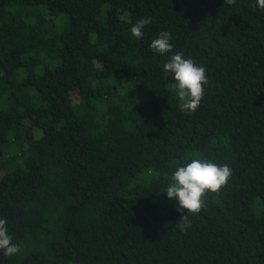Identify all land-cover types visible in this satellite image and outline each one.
I'll return each instance as SVG.
<instances>
[{"label":"trees","instance_id":"16d2710c","mask_svg":"<svg viewBox=\"0 0 264 264\" xmlns=\"http://www.w3.org/2000/svg\"><path fill=\"white\" fill-rule=\"evenodd\" d=\"M177 52L207 70L194 112ZM194 158L232 169L198 215L164 192ZM0 219L20 248L0 264H264V9L0 0Z\"/></svg>","mask_w":264,"mask_h":264},{"label":"clouds","instance_id":"9594fccd","mask_svg":"<svg viewBox=\"0 0 264 264\" xmlns=\"http://www.w3.org/2000/svg\"><path fill=\"white\" fill-rule=\"evenodd\" d=\"M224 3L233 5L236 0H224ZM256 6L264 9V0H256ZM150 17L140 18L130 28L131 35L136 39L143 37V29L151 23ZM171 35L160 32L158 38L150 43V48L157 53L167 54L172 50ZM165 73L172 74L178 99L183 101L182 109L194 112L200 105L204 95V86L208 84L207 70L197 65L192 58H184L182 52L169 57L164 64ZM232 177L229 165H219L206 159L194 158L185 166H180L172 173L170 183L164 190L167 198L177 201V211L198 215L205 208V197L208 193L217 194L225 187ZM6 219H0V250L4 256L13 257L19 251L18 245L12 243Z\"/></svg>","mask_w":264,"mask_h":264}]
</instances>
